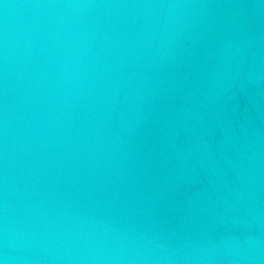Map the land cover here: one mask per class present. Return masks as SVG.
Returning a JSON list of instances; mask_svg holds the SVG:
<instances>
[{"label": "water", "instance_id": "95a60500", "mask_svg": "<svg viewBox=\"0 0 264 264\" xmlns=\"http://www.w3.org/2000/svg\"><path fill=\"white\" fill-rule=\"evenodd\" d=\"M0 264H264V0H0Z\"/></svg>", "mask_w": 264, "mask_h": 264}]
</instances>
